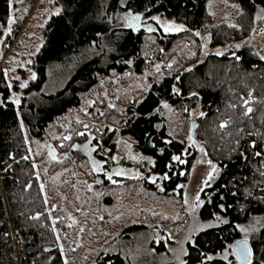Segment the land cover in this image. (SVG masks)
Listing matches in <instances>:
<instances>
[{"label":"rangeland","instance_id":"rangeland-1","mask_svg":"<svg viewBox=\"0 0 264 264\" xmlns=\"http://www.w3.org/2000/svg\"><path fill=\"white\" fill-rule=\"evenodd\" d=\"M207 8L209 16L201 31L171 34L164 25L177 22L174 18L165 14L154 16L159 20L147 18L145 23H154L161 33L143 30L145 68L139 72L130 61L124 71L101 75L92 89L82 93L80 104L52 121L42 137L27 138L29 158L65 264H113L108 257L114 255L123 257L124 264H185L188 247L198 233L228 222L221 215L213 219L200 216L204 197L209 196L208 189L219 178L221 167L207 152L199 154L189 141L192 124L198 115H205L198 104L162 101L155 111L160 118L157 127L168 133L167 142L185 144L170 165L172 174L187 177L175 190H167L165 181L171 177L155 172L154 159L143 155L134 139L123 133L131 109L166 76L177 80L209 54L235 53L245 43L264 57L263 8L255 13L246 42L218 46L212 42L211 30L237 25L240 6L235 0H207ZM61 10L59 0H13L9 8L12 22L7 18L0 26V73L10 90L6 101L20 113L24 103L40 104L43 95L63 89L82 63L94 54L104 55L110 47L92 44L63 62L50 64L41 90H32L37 79L35 58L45 41L46 24ZM126 18L132 22L125 10L107 17L114 28L128 25ZM4 102L0 97V104ZM22 125L28 136L23 121ZM127 170L135 171L137 178L124 180ZM238 225L248 229L238 228V240L247 236L253 242L264 226V215H253ZM225 249L226 261L238 264L232 248ZM225 249L208 254L203 262L224 259Z\"/></svg>","mask_w":264,"mask_h":264},{"label":"trees","instance_id":"trees-1","mask_svg":"<svg viewBox=\"0 0 264 264\" xmlns=\"http://www.w3.org/2000/svg\"><path fill=\"white\" fill-rule=\"evenodd\" d=\"M235 1L240 6L238 24L214 27L211 39L215 46L246 42L255 13L258 8L264 9V0ZM59 2L62 10L46 24L45 41L35 58L37 79L30 86L32 90H41L50 64L63 62L92 44L110 47L104 55L94 54L82 63L57 93L43 95L40 104L24 103L21 113L6 101L10 90L0 73V97L5 100L0 104V264H65L29 158L27 138L42 137L52 121L80 104L82 93L92 89L101 75L124 71L130 61L139 72L145 68L141 56L143 31L127 25L114 28L107 17L120 10L126 15L143 13L147 17L165 14L188 30L201 31L209 16L207 0ZM8 15V0H0V26L7 23ZM232 53L209 54L177 80L166 76L154 84L131 109L123 129L143 155L154 159V171L171 177L165 185L172 191L187 179L172 174L170 167L173 156L181 154L185 144L167 142L168 133L157 127L160 118L155 111L167 101L172 105L198 104L205 112L197 117L195 135L197 132L203 151L221 167V174L208 189L200 216L213 219L221 215L228 222L198 233L188 247L185 264H229L221 258L203 260L240 238L238 224L253 215H264V60L246 43ZM122 178L132 181L137 177L125 174ZM251 244L252 264H264V226ZM110 258L113 264L125 262L120 255Z\"/></svg>","mask_w":264,"mask_h":264},{"label":"snow or ice","instance_id":"snow-or-ice-1","mask_svg":"<svg viewBox=\"0 0 264 264\" xmlns=\"http://www.w3.org/2000/svg\"><path fill=\"white\" fill-rule=\"evenodd\" d=\"M12 2H13V0H8V7L9 8L12 7ZM128 15L132 21H138L141 14L136 13L135 15H131V13H129ZM152 19L153 20H159V17H152ZM8 22L9 23L12 22V16L11 15L8 16ZM164 27H165L166 31L167 30H174L176 28V26L174 24H172L171 22L166 23L164 25ZM237 47H239V45H237ZM262 59H264V57H262ZM21 87H24V85L22 84ZM17 103H18V101H17ZM247 103H248V101H245V104H247ZM248 111H251V109L249 108ZM73 147H78V146L74 145ZM113 159H115V157H113ZM173 159H178V157H173ZM237 227L240 228L241 231H244V232L248 231V229L244 228L241 225H237ZM229 247L232 248L233 254L236 257L238 264H251L252 250L248 246L247 236H245L241 240H236L233 244L229 245ZM208 258L211 259V257H208ZM224 259L225 260L228 259L227 249H225ZM181 264H183V262H181Z\"/></svg>","mask_w":264,"mask_h":264},{"label":"water","instance_id":"water-1","mask_svg":"<svg viewBox=\"0 0 264 264\" xmlns=\"http://www.w3.org/2000/svg\"><path fill=\"white\" fill-rule=\"evenodd\" d=\"M136 13H132L131 15H135ZM140 18L138 21H132L130 24V27H133L134 25V29H138V30H145L146 33H158V27L156 25H154V23H150V24H142V18H143V13H140ZM172 24H174L176 26V28L174 30H167L170 33H178V32H182V31H187L188 27L186 25H184L183 23L180 22H175V21H171ZM166 31V30H165ZM195 128H196V123H193L191 128H190V132H189V140L190 142L194 143L197 147H198V152L199 154L203 153V148L202 146L199 144L198 139L196 138L195 135ZM128 176L134 175L137 177V173L135 171L132 170H127ZM248 246L251 248L252 250V256H251V264L253 262V248H252V244L251 242L248 241Z\"/></svg>","mask_w":264,"mask_h":264},{"label":"flooded vegetation","instance_id":"flooded-vegetation-1","mask_svg":"<svg viewBox=\"0 0 264 264\" xmlns=\"http://www.w3.org/2000/svg\"><path fill=\"white\" fill-rule=\"evenodd\" d=\"M153 17H154V16H153ZM147 18L149 19V17L143 15V18H142L141 23H142V24H146L145 21L147 20ZM126 20H127V24H128L127 27H130V24H131V23H129V21H128L129 19L126 18ZM157 27H158V26H157ZM143 32H144V31H143ZM159 33H161V28L158 27V33H156V34H159ZM171 34H174V33H171ZM116 171H117V172H120V171H122V169H117Z\"/></svg>","mask_w":264,"mask_h":264}]
</instances>
